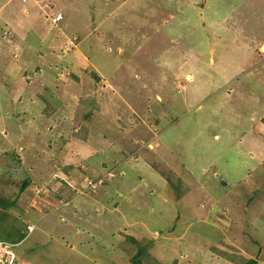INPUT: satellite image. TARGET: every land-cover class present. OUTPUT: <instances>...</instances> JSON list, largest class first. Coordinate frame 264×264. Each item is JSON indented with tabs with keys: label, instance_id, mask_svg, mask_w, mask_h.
Masks as SVG:
<instances>
[{
	"label": "rangeland",
	"instance_id": "obj_1",
	"mask_svg": "<svg viewBox=\"0 0 264 264\" xmlns=\"http://www.w3.org/2000/svg\"><path fill=\"white\" fill-rule=\"evenodd\" d=\"M92 15L70 44L87 63L65 76V58L46 62L55 111L29 103L9 121L0 88L15 264H264V0H111Z\"/></svg>",
	"mask_w": 264,
	"mask_h": 264
},
{
	"label": "crops",
	"instance_id": "obj_2",
	"mask_svg": "<svg viewBox=\"0 0 264 264\" xmlns=\"http://www.w3.org/2000/svg\"><path fill=\"white\" fill-rule=\"evenodd\" d=\"M110 1L111 0H0V51L3 49L12 51L11 58H9L2 69H0V88H2L3 93L6 94L4 98L5 101L9 103L3 108V111L7 110V119L13 116L12 111H20L22 113L24 109H27L29 103L35 105L37 109L41 108L40 111L46 109V113L57 109L51 105V110H47L50 102L42 97L43 94L46 95L49 92L53 98V93L57 92L56 89H58L56 87V82H60L59 79L51 73V67L47 65L46 62L49 63L52 61L54 55L58 58H61V56L65 58L67 64L65 63L64 67L62 66V72H60V75L65 76L67 75L63 73L64 69L67 68L73 71V68L78 66L81 61L85 62V55L76 47V44L73 47L69 45L73 41L76 43L77 41H82L79 31H84L87 28V23L92 21L91 16H93V18L97 17V15L92 14L98 13L99 11L103 12L104 6L108 5ZM86 3H89V5L91 4V8H89ZM63 10L67 16L73 18V33L69 32L67 27L68 24L59 25L63 19ZM84 12H87L88 15L87 18L82 20L79 17L81 16L80 14ZM57 13H61L62 18L58 22L53 23L51 21L52 16L49 18L48 15ZM53 28H56V31L52 30ZM86 70V66L81 69L83 72ZM94 70L97 71L96 69ZM74 72L78 73V70L76 69ZM97 74L100 75L98 71ZM19 77L26 78L28 81H31L32 78L35 77L40 84L36 87V90L35 86H29V88L25 90H28L27 92L29 93V97L28 99L25 98V102H22L23 99L21 96H15L14 93H12L15 92L13 88ZM77 77L75 78L77 79L75 85L80 83ZM65 83L64 81V86H66ZM33 90H35V92H31ZM21 117L22 115H19L18 112L17 121H20ZM8 120L15 121L16 119L14 117ZM52 120L53 119H49V121ZM6 126L7 125H5V127ZM16 126H19L18 123H16ZM5 127L1 128V132L4 134V140L7 141L10 139L12 131L8 127ZM0 141L3 142L2 140ZM83 159L86 160V158Z\"/></svg>",
	"mask_w": 264,
	"mask_h": 264
},
{
	"label": "built area",
	"instance_id": "obj_3",
	"mask_svg": "<svg viewBox=\"0 0 264 264\" xmlns=\"http://www.w3.org/2000/svg\"><path fill=\"white\" fill-rule=\"evenodd\" d=\"M61 17L60 14H57L52 17L53 21L58 20ZM102 180H100L101 182ZM34 228V224L30 223L27 226L28 231H31ZM12 243L6 241H0V264H14L16 260V252L13 250Z\"/></svg>",
	"mask_w": 264,
	"mask_h": 264
},
{
	"label": "trees",
	"instance_id": "obj_4",
	"mask_svg": "<svg viewBox=\"0 0 264 264\" xmlns=\"http://www.w3.org/2000/svg\"><path fill=\"white\" fill-rule=\"evenodd\" d=\"M74 39H76V38H74ZM69 46H71V45H69ZM26 186H27V182L24 181L23 184H22V186H21V190H23ZM131 260H132V263L133 264H148V263L144 262L142 259L141 260L138 259L136 256H133L131 258ZM156 263H157V261H156ZM157 264H160V263H157ZM241 264H257V260L255 258H247L246 261L243 262V263H241Z\"/></svg>",
	"mask_w": 264,
	"mask_h": 264
},
{
	"label": "clouds",
	"instance_id": "obj_5",
	"mask_svg": "<svg viewBox=\"0 0 264 264\" xmlns=\"http://www.w3.org/2000/svg\"><path fill=\"white\" fill-rule=\"evenodd\" d=\"M31 223H32V222H31ZM29 224H30V223H28L27 226H28ZM33 224H34V223H33ZM34 225H35V224H34ZM32 230H33V229H32ZM32 230H31V231H32ZM31 231H28V229H27V232H31ZM16 258H17V257H16ZM15 263H16V260H15ZM15 263H14V264H15Z\"/></svg>",
	"mask_w": 264,
	"mask_h": 264
}]
</instances>
